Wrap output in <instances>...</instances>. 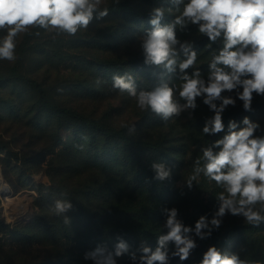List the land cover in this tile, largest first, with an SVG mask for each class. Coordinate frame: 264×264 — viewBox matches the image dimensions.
Masks as SVG:
<instances>
[{
	"label": "clouds",
	"instance_id": "obj_1",
	"mask_svg": "<svg viewBox=\"0 0 264 264\" xmlns=\"http://www.w3.org/2000/svg\"><path fill=\"white\" fill-rule=\"evenodd\" d=\"M104 0H0V31L6 33L0 38V60L13 62L16 56V38L20 34L32 35V29H43L55 36H74L79 30L87 29L90 23L109 14L107 7L101 9ZM118 2V0H117ZM173 7H157L150 12L151 29L140 38V47L146 65H155L171 74L179 69L178 89L164 82L151 90L138 91L130 74L114 75L112 88L126 92L134 98L141 111H151L164 122L179 117L185 111L197 108V98L209 107L214 115L203 126L205 135L224 131L222 113L242 101L245 111H251L253 94L264 96V0H170ZM177 13L174 20L162 24L165 12ZM198 26L199 33L215 43L222 38L223 45L218 54H213L207 79L194 68L197 52L190 42H181L176 29L188 25ZM39 36L40 32H35ZM55 38V37H54ZM194 68L191 74L188 69ZM99 83V81H98ZM178 91V98L176 92ZM235 92L236 98L224 95ZM183 101V103H181ZM219 102V103H217ZM244 127L230 120L227 133L203 147L202 160L196 159L191 174L184 184L191 190L203 174L222 189L216 195L218 208L211 219L202 215L194 228L178 219L176 208H164L166 216L164 234L157 237L153 250L146 242L139 249L130 251V245L117 237L113 248L99 244L85 252L84 259L93 264H117V258L128 254L133 264H169L170 258L187 260L197 247L190 234L200 239L211 236L218 230L225 215L242 217L249 225L264 223V136H256L260 127L247 116ZM129 134L135 131L132 125ZM214 149H219L214 151ZM153 179L165 181L171 178L172 168L164 163L153 162ZM66 195L62 193L61 196ZM69 200L56 199L50 212L63 217L64 224H70L65 215L72 210ZM170 245L174 250L170 251ZM139 252V255H137ZM200 264H264L261 261L241 259L238 253L221 252L210 246L203 254Z\"/></svg>",
	"mask_w": 264,
	"mask_h": 264
},
{
	"label": "trees",
	"instance_id": "obj_2",
	"mask_svg": "<svg viewBox=\"0 0 264 264\" xmlns=\"http://www.w3.org/2000/svg\"><path fill=\"white\" fill-rule=\"evenodd\" d=\"M161 1L111 0L107 6L109 14L95 21H125V25L112 31L110 41L121 45L133 44L152 27L150 14H145L142 8L148 4L160 6ZM164 1L170 7L169 0ZM172 18L171 15L165 16L161 23L168 24ZM142 61L134 56L118 63H99L98 68L109 75L130 74L138 91L158 86L161 83L160 73L165 76L164 82L170 78L171 74L161 71L160 67L144 66ZM155 79L156 85L153 86L151 81ZM16 82L38 95V100L26 117L34 136L44 145L36 157L27 158V161L39 169L47 170L51 186L35 185L39 197L35 202V218L30 223L12 227L0 222V231L21 238L24 241L21 246L29 243V246L37 245L52 251L40 263L31 264H93L91 260L84 259L85 252L99 244H106L111 249L117 237L133 247L130 251L139 249L142 242L154 250L157 237L163 234L161 226L166 219L163 209L176 204L179 194L171 183L172 179L163 182L154 180L150 166L158 162L170 166L172 170H182L185 162L170 133H164L154 141L137 136L139 133H151L157 128L163 129L170 125V120L164 122L148 111L139 123L116 127L112 125L116 117L115 109L97 117L85 110L61 105L42 84L21 77L16 72H12L9 77H0L1 85L12 88L13 92ZM83 90L84 87L78 88L75 93L85 97L89 92ZM100 94L105 93L89 95L97 99ZM4 105L7 107L5 113L13 116L18 114L10 101ZM251 108V111L243 108L226 109L222 117L225 129H228L230 120L236 121L239 128L244 127L242 120L246 116L253 122L264 119V104L252 103ZM132 125L135 131L129 134L128 128ZM14 156L17 162L22 161L16 154ZM62 193L66 195L61 196ZM56 199H66L72 203V210L65 214L70 218V224H64L62 216L57 217L50 212ZM186 204L189 210V201ZM194 208L202 213L205 211L201 203ZM259 234H264V223L258 227L240 223L226 231L220 227L207 238L203 254L210 246L219 250L227 237L237 236L239 239L232 252L235 253L238 245L246 246L248 237L250 239ZM203 254L197 264H200ZM124 256L129 257L128 254ZM120 258L122 256L117 260ZM176 262L177 259L173 264ZM183 264L190 262L185 260Z\"/></svg>",
	"mask_w": 264,
	"mask_h": 264
},
{
	"label": "rangeland",
	"instance_id": "obj_3",
	"mask_svg": "<svg viewBox=\"0 0 264 264\" xmlns=\"http://www.w3.org/2000/svg\"><path fill=\"white\" fill-rule=\"evenodd\" d=\"M110 2L111 0H104L101 9L107 7ZM165 3L167 2L162 0L160 6L154 7L148 4L142 10L145 14H150L151 10L157 7L168 9L169 7ZM168 5L173 7L170 0ZM169 15L173 16L172 20H174L177 13L174 9L172 12L166 11L165 16L168 17ZM123 25H125V21L120 19H109L102 23H98L94 19L87 29L79 30L74 36L66 34L55 36L54 33H48L43 29H32V35L20 34L16 38L17 59L13 62L0 60V77H9L12 72H16L21 77L42 84L61 105L80 111L85 110L97 117H102L106 111L115 109L116 117L112 120V125L116 127L139 123L142 116L148 111H141L137 107L135 99L126 92L121 93L112 88V77L116 74H105V70L98 68L99 63L108 61L118 63L122 59L128 60L134 56L141 58L144 66H153L144 63L140 38L128 45L110 41L112 31ZM37 31L40 32L39 36L35 35ZM4 35L6 33L0 31V38ZM176 35L181 42L192 44L193 50L197 52L194 68L199 69L202 77L207 79L213 54H218L223 45L222 38L213 43L209 41L206 35L199 33L198 26L194 24L188 25L183 30L177 28ZM194 68L188 69V73L191 74ZM161 71L166 72L164 69ZM159 75L165 79L163 73ZM179 76L180 73L177 68L176 72L171 73L169 79L166 78L170 87L179 88L182 83ZM155 82L156 79L151 81V84L155 86ZM81 87H84L83 91L89 92L88 94L85 93L87 94L84 95L85 97L75 93L76 89H81ZM97 92L105 94H100L96 97L97 99L90 97L89 94ZM224 95H231L236 98L234 91L232 93L225 92ZM176 96L178 98V91ZM37 100V93L27 87L25 88L20 82L15 83V92L12 91V88H4L0 83V177L2 178L0 184V222L12 227L28 224L35 218L37 211L35 202L39 197L35 185L51 186L47 170L45 168L39 169L38 166L27 161V158L36 157L44 145L43 141L41 142L34 136V131H32L26 117V113L35 105ZM8 101L18 110L16 116L5 113L7 107L4 103ZM252 103L264 104V96L254 93ZM228 108H243L242 101L237 98L236 105ZM224 113L225 111L222 113V117ZM213 115L214 113L203 103V99L198 97L197 108L194 111L189 110L181 113L179 117L171 119L170 125L163 129L157 128L151 133H139L137 136L152 141L157 140L164 133H170L174 137L179 155L185 164L182 170H172L171 183L179 195L177 203L166 208H176L178 219L192 228L202 215H207L211 219L218 208L216 195L222 191L215 181L208 180L203 174L197 182L193 183L191 190L184 184V179L192 172L195 160L200 158L203 163L201 149L211 146L214 141L221 139L227 133L228 129L214 135L203 134L202 129L206 120ZM255 122L260 126L255 135L264 136V119H258ZM218 150L214 149V151ZM14 154L20 157L22 161L17 162ZM188 201L189 210L186 204ZM200 203L203 210L205 207L204 213L194 208L196 204L200 205ZM240 223L246 222L242 217L229 214L222 218L221 227L226 231ZM162 226V233L164 234L166 229H163ZM190 235L195 240L197 247L191 251L186 261H189L190 264H197V261L202 257L204 248L207 247V238L200 239L195 236L194 232ZM238 239L237 236L227 237L219 250L232 253ZM23 242L18 236H9L7 232L0 231V264L40 263L43 259L48 258L50 253L52 254L50 249H42L37 245L29 246L30 244L27 243V246H21ZM245 244L244 247L238 245L235 251L241 259L264 262V234L252 236L250 239L248 237ZM169 247L170 251L174 250L173 245ZM176 259V264L185 262V260L181 261L179 257H173L170 258L169 264H173ZM117 264H133V262L128 256L123 255L117 260Z\"/></svg>",
	"mask_w": 264,
	"mask_h": 264
},
{
	"label": "bare ground",
	"instance_id": "obj_4",
	"mask_svg": "<svg viewBox=\"0 0 264 264\" xmlns=\"http://www.w3.org/2000/svg\"><path fill=\"white\" fill-rule=\"evenodd\" d=\"M1 182H2V178L0 177V184H1Z\"/></svg>",
	"mask_w": 264,
	"mask_h": 264
}]
</instances>
